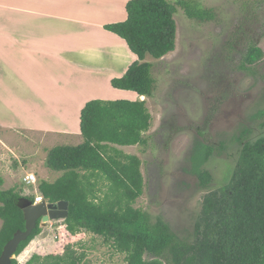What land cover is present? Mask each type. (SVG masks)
Instances as JSON below:
<instances>
[{
    "label": "trees",
    "instance_id": "16d2710c",
    "mask_svg": "<svg viewBox=\"0 0 264 264\" xmlns=\"http://www.w3.org/2000/svg\"><path fill=\"white\" fill-rule=\"evenodd\" d=\"M177 3L189 18H212L211 9L194 12L186 1ZM125 11L124 21L103 28L125 41L137 59L110 84L151 97L155 79L153 64L146 58L160 60L174 50L176 8L169 0H128ZM251 38L240 63L244 71L264 57ZM150 120L144 101L86 102L79 116L83 142L47 151L44 167L60 175L52 182L40 180L38 193L49 203L66 201L68 213L62 223L70 230L81 229L101 237L116 252L126 255V264H264V133L245 144L242 136L238 137L242 146L230 181L221 195L213 191L204 197L194 226V242L188 243L179 241L159 219L150 223L145 212L131 207L142 192L140 161L110 146L145 145ZM201 150L202 160L212 153L210 146H201ZM198 177L202 185L210 182L208 172L198 173ZM98 183L101 186L97 187ZM104 187L103 198H99L96 193ZM23 198L34 200V196L12 189L0 191V255L13 234L24 230L18 207ZM40 231L38 222L18 246L15 257ZM71 247L66 246L63 254H33L25 263L14 258L10 264H80L83 253ZM144 254L155 259H144Z\"/></svg>",
    "mask_w": 264,
    "mask_h": 264
},
{
    "label": "rangeland",
    "instance_id": "374dc122",
    "mask_svg": "<svg viewBox=\"0 0 264 264\" xmlns=\"http://www.w3.org/2000/svg\"><path fill=\"white\" fill-rule=\"evenodd\" d=\"M169 1L176 8L175 48L160 60H147L156 82L148 111L151 129L144 134L147 143L121 151L140 161L142 192L131 207L145 212L150 223L159 219L179 241L193 243L204 197L213 191L221 195L235 168L239 135L246 127L257 128V115L264 121V85L259 80L264 81V57L249 70L240 69L248 41L256 31L264 32V0H183L194 12L211 9L212 18L204 21L189 18L178 0ZM259 47L264 53V38ZM53 79L58 82V77ZM247 96L250 99L240 107ZM254 132L242 138L252 140ZM73 143L70 136L0 129V191L36 196L40 180L52 182L60 175L44 167L47 151L81 145ZM201 146L212 149L207 159L202 160ZM204 171L210 182L202 185L198 173ZM26 174L35 175V185L23 182ZM105 189L96 195L103 198ZM40 230L14 257L18 262L25 263L33 254H63L72 245L83 253L80 264H126V255L101 237L70 230L62 220ZM143 258L155 259L148 254Z\"/></svg>",
    "mask_w": 264,
    "mask_h": 264
},
{
    "label": "crops",
    "instance_id": "0c3cea01",
    "mask_svg": "<svg viewBox=\"0 0 264 264\" xmlns=\"http://www.w3.org/2000/svg\"><path fill=\"white\" fill-rule=\"evenodd\" d=\"M127 1L39 0L36 9V0H0V129L70 136L78 145L80 111L90 100H144L150 113L153 93L110 84L137 59L103 28L126 19ZM110 146L121 154L133 147Z\"/></svg>",
    "mask_w": 264,
    "mask_h": 264
},
{
    "label": "water",
    "instance_id": "95a60500",
    "mask_svg": "<svg viewBox=\"0 0 264 264\" xmlns=\"http://www.w3.org/2000/svg\"><path fill=\"white\" fill-rule=\"evenodd\" d=\"M18 207L23 213L25 225L24 230H17L12 238L4 245L0 255V264H10L15 257V252L21 242L25 241L36 228L40 220V227L45 226L50 221L63 220L67 217L68 203L60 201L57 203H47L45 200L32 205L31 201L21 199Z\"/></svg>",
    "mask_w": 264,
    "mask_h": 264
},
{
    "label": "flooded vegetation",
    "instance_id": "af4514ba",
    "mask_svg": "<svg viewBox=\"0 0 264 264\" xmlns=\"http://www.w3.org/2000/svg\"><path fill=\"white\" fill-rule=\"evenodd\" d=\"M264 38V32L261 34L259 31H256V33H255V38H253V40L255 41V43H256V46L258 47V48H260L259 47V45H261L262 44V39ZM257 64L258 63H256V64H254V66H257ZM253 66V65H252ZM258 74V73H257ZM258 76L260 77V75L258 74ZM260 80V82L264 85V81L263 80H261V79H259ZM245 99H242L241 100V104H240V107L241 106H243L249 99H250V96H247V97H244ZM258 118V119H257ZM257 118H256V120L255 121H257V120H259V118H261V121L256 125L257 126V128H254L253 130H251L250 128H248V127H246V128H244L243 129V131L241 132V134L239 135V136H243L244 134H247V133H249V132H254L255 130H256V132H254V137H253V139L254 138H256V137H258L259 135H261V134H263L264 133V121H263V116L262 117H260V116H258L257 115ZM252 139V140H253ZM242 140V144L244 143L245 144V141L247 140V141H250L251 140V138L249 139H247V138H243V139H241ZM241 146L242 145H240V149H241ZM234 171V170H233ZM233 173V172H232ZM232 175V174H231ZM230 178H231V176L228 178V180H227V182H226V184H225V187L228 185V182L230 181Z\"/></svg>",
    "mask_w": 264,
    "mask_h": 264
},
{
    "label": "clouds",
    "instance_id": "9594fccd",
    "mask_svg": "<svg viewBox=\"0 0 264 264\" xmlns=\"http://www.w3.org/2000/svg\"><path fill=\"white\" fill-rule=\"evenodd\" d=\"M27 175H28V174H26V176H27ZM33 175H34V174H33ZM26 176H25V177H26ZM34 176H35V175H34ZM25 177H24V178H25ZM35 179H36V177H35ZM23 182L26 183V182L24 181V179H23ZM36 182H37V181H35V183L30 184V185H35ZM37 198H40V200L38 201ZM23 199H26V198H23ZM27 200H29V199H27ZM43 200H45V201L47 202V200L44 199V198L41 196V194H39V193L37 192L36 196H34V200H33V201L29 200V201H31L32 205H35V204H38V203L42 202ZM47 203H49V202H47ZM38 222H39V227H40V220H39ZM38 222H37V223H38Z\"/></svg>",
    "mask_w": 264,
    "mask_h": 264
},
{
    "label": "built area",
    "instance_id": "2783aa9c",
    "mask_svg": "<svg viewBox=\"0 0 264 264\" xmlns=\"http://www.w3.org/2000/svg\"><path fill=\"white\" fill-rule=\"evenodd\" d=\"M24 181L26 182V184H33V183H35L36 179H35V176L33 174H28L24 178ZM37 200L39 201L40 198H37Z\"/></svg>",
    "mask_w": 264,
    "mask_h": 264
}]
</instances>
